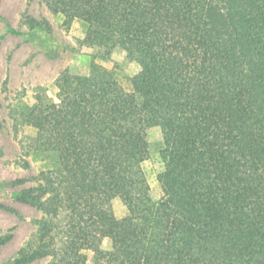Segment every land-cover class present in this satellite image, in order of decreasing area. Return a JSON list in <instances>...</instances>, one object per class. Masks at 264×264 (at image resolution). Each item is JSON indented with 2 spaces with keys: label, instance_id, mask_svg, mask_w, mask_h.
<instances>
[{
  "label": "trees",
  "instance_id": "trees-1",
  "mask_svg": "<svg viewBox=\"0 0 264 264\" xmlns=\"http://www.w3.org/2000/svg\"><path fill=\"white\" fill-rule=\"evenodd\" d=\"M70 2L64 14L88 23L77 50L90 63L61 74L71 119L51 102L42 118L41 97L24 105L51 167L19 198L43 217L38 245L12 264H264V0ZM153 126L164 133L157 201L142 167ZM25 140L37 156V138Z\"/></svg>",
  "mask_w": 264,
  "mask_h": 264
},
{
  "label": "rangeland",
  "instance_id": "rangeland-1",
  "mask_svg": "<svg viewBox=\"0 0 264 264\" xmlns=\"http://www.w3.org/2000/svg\"><path fill=\"white\" fill-rule=\"evenodd\" d=\"M72 7L70 0H0V204L10 208L0 206V235H11L0 247V264H12L21 251L38 245V221L43 211L19 198L24 189L34 187L39 192L37 184L46 179L40 172L51 167L39 141L44 126L28 114L24 105L30 107L41 97L43 102L38 103L37 114L42 118L50 114L42 106L51 102L61 112H68L66 117L71 119L77 108L68 102L71 95L61 74L66 69L73 74L88 71L90 57L77 50L78 39L88 23L64 14ZM27 14L48 20L51 30L30 33L24 22ZM113 56L120 60V51L115 50ZM123 64L129 72L135 69L131 62L125 60ZM26 137L37 138V156ZM163 140L159 126L149 129L150 155L142 163L149 193L156 201L163 195L157 180V173L164 170L160 154ZM36 192L33 190L31 194ZM112 207L117 218L127 216V207L118 197L112 199ZM105 247H110L109 239L105 240ZM51 257L30 264H48Z\"/></svg>",
  "mask_w": 264,
  "mask_h": 264
}]
</instances>
